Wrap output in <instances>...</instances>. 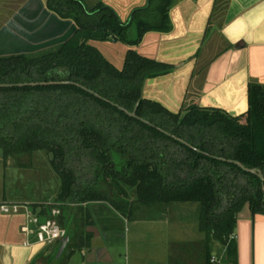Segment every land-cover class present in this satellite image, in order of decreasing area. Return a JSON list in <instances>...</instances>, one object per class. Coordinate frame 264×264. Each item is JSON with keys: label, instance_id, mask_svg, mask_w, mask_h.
I'll return each instance as SVG.
<instances>
[{"label": "trees", "instance_id": "16d2710c", "mask_svg": "<svg viewBox=\"0 0 264 264\" xmlns=\"http://www.w3.org/2000/svg\"><path fill=\"white\" fill-rule=\"evenodd\" d=\"M175 1L148 0L123 22L103 2L47 0L50 11L76 23L75 34L51 50L0 58V85H12L0 87V150L5 163L38 151L51 156L61 188L44 213L60 209L66 249L89 245L91 235L87 242L78 235L95 225V203L129 220L142 208L197 204L201 230L227 253L240 216L264 215V182L229 162L264 174L263 86L249 87L243 116L197 106L175 113L143 96L145 81L166 75L169 65L130 50L120 70L90 44L135 47L149 32H170ZM59 82L98 96L73 84L19 86ZM135 109L138 118L127 113ZM72 213L83 218L70 220Z\"/></svg>", "mask_w": 264, "mask_h": 264}, {"label": "crops", "instance_id": "0c3cea01", "mask_svg": "<svg viewBox=\"0 0 264 264\" xmlns=\"http://www.w3.org/2000/svg\"><path fill=\"white\" fill-rule=\"evenodd\" d=\"M99 2L127 22L148 0H85V5L92 8ZM169 17L170 32H149L135 47L99 41L90 44L120 70L130 50L169 65V73L145 81L143 96L172 112L197 106L243 116L249 108V87H264V0H176ZM76 30L73 20L49 10L47 0H21L0 22V58L51 50L68 41ZM0 155L4 163L0 204L29 203L40 222L49 219L44 211L54 204L50 194L39 183L35 188L31 184L33 188L24 193L23 187L30 183L21 170L27 167H11L3 152ZM9 167L14 171L13 185L22 186L23 192L14 198L6 189ZM193 206L196 218L186 206L173 204L142 208L148 210L143 213L140 209L129 220L105 203L92 204L95 225L73 234L84 242L88 241L86 234L91 235L89 245L76 251L66 249L55 264H210L211 256L223 253L227 264H264V215L253 219L245 211L240 216L233 249L227 253L201 230L199 206ZM74 218L82 219L83 214L69 216ZM136 224L140 226L134 227ZM26 226L24 214L0 211V264H54L60 242L41 243L38 226L30 225L28 232Z\"/></svg>", "mask_w": 264, "mask_h": 264}, {"label": "rangeland", "instance_id": "374dc122", "mask_svg": "<svg viewBox=\"0 0 264 264\" xmlns=\"http://www.w3.org/2000/svg\"><path fill=\"white\" fill-rule=\"evenodd\" d=\"M20 1L21 0H0V22L7 15H9L10 10L15 8ZM2 57H5V56H2ZM243 121H245V119H242V122ZM0 154H2L1 150H0ZM1 158L2 156L0 155V168L2 166L1 164L3 163L1 162ZM50 158L51 156L48 155V153H46L45 151H38V152L31 153V154L28 153V154L17 156V157H12L8 159L6 163L9 164L11 167H15L18 165H24L25 167H27L26 169L21 170V172H23V179L27 180V182L30 183L23 187V188H26L24 193L28 194L29 189H31L32 186L34 187L35 184L39 183L40 187L50 194L49 198H52L53 202H55L57 198L56 195H58L57 193H59L60 188H61V181L49 163ZM2 170H4V167H2ZM5 172L6 174L8 173V177L6 179L7 181H5L6 187H7L6 189L10 193L11 198L16 197V194H22L23 192H21V189H20L22 186L16 187L12 183L13 172H14L12 168L9 167L8 171H5ZM2 188H3L2 185H0V192H2ZM130 193L133 197L134 193L133 192H130ZM176 206H186L187 208H189V211H188L189 215L193 218H196L197 210H196V207L193 206V204H176ZM141 210H143V213H144L148 209H141ZM139 226L140 224L134 225V227H139ZM217 248L221 250L224 247L217 242Z\"/></svg>", "mask_w": 264, "mask_h": 264}, {"label": "built area", "instance_id": "2783aa9c", "mask_svg": "<svg viewBox=\"0 0 264 264\" xmlns=\"http://www.w3.org/2000/svg\"><path fill=\"white\" fill-rule=\"evenodd\" d=\"M0 211L8 215L24 214L27 219V226L24 230L28 232L30 231V225H37L38 240L41 243L52 244L57 241L60 242L67 235L66 230L61 227L57 220L61 214L60 209H54L52 217L43 222H40L39 218L34 216L29 203H3L0 204ZM234 239H236L235 234L231 236L230 240ZM210 264H227L225 253L211 256Z\"/></svg>", "mask_w": 264, "mask_h": 264}, {"label": "water", "instance_id": "95a60500", "mask_svg": "<svg viewBox=\"0 0 264 264\" xmlns=\"http://www.w3.org/2000/svg\"><path fill=\"white\" fill-rule=\"evenodd\" d=\"M52 84H73V85H76L80 88H82L83 90L91 93V94H94L96 96H98L97 94H95L93 91H90L88 90L87 88L81 86L80 84H77V83H72V82H59V83H31V84H22V85H19V86H25V85H30V86H37V85H52ZM7 86H12V85H0V87H7ZM139 105V104H138ZM137 105V106H138ZM118 108H120L121 110L125 111L122 107L118 106ZM137 109V108H136ZM136 109L134 112H127L130 116H133L135 118H138L137 115H136ZM144 122L148 123L147 121L143 120ZM166 133V132H165ZM167 135H170L169 133H166ZM171 136V135H170ZM173 138L179 140L180 142L184 143V144H187L184 140H181V139H178L174 136H172ZM230 163H234L236 164L237 166H239L242 170H244L245 172H248V173H251V174H254V175H257L263 182H264V174L261 170L259 169H249L247 167H245L242 163L240 162H237V161H232V160H229ZM70 242V237H65L63 238L60 243H59V251L55 257V260H54V264L57 263L59 261V259L61 258V256L64 254L68 244Z\"/></svg>", "mask_w": 264, "mask_h": 264}]
</instances>
